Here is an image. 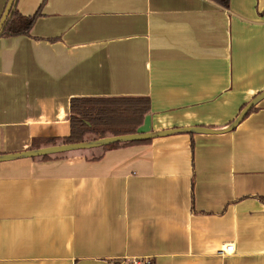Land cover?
Instances as JSON below:
<instances>
[{
  "label": "crops",
  "instance_id": "crops-1",
  "mask_svg": "<svg viewBox=\"0 0 264 264\" xmlns=\"http://www.w3.org/2000/svg\"><path fill=\"white\" fill-rule=\"evenodd\" d=\"M17 6L42 15L0 37V155L68 136L73 97H149L140 132L224 130L264 90V0ZM0 264H264V99L224 133L0 162Z\"/></svg>",
  "mask_w": 264,
  "mask_h": 264
},
{
  "label": "trees",
  "instance_id": "trees-1",
  "mask_svg": "<svg viewBox=\"0 0 264 264\" xmlns=\"http://www.w3.org/2000/svg\"><path fill=\"white\" fill-rule=\"evenodd\" d=\"M213 1L228 8L231 0ZM17 2L10 11V17L4 24L0 37H15L17 35L32 36V28L36 20L42 15V6L34 12V15H25L19 11ZM254 109L255 107L251 109V112ZM150 110L151 100L146 96L73 97L70 101L69 111L70 134L64 137L34 138L31 148L37 149V147L54 146L55 144H71L105 138L106 136L139 133V128ZM150 140L151 139L129 142L122 141V143L108 144L97 148L110 149ZM79 151L82 150H72L71 152ZM71 152L43 155L33 159L41 158L43 160H49L55 157L68 155Z\"/></svg>",
  "mask_w": 264,
  "mask_h": 264
},
{
  "label": "water",
  "instance_id": "water-1",
  "mask_svg": "<svg viewBox=\"0 0 264 264\" xmlns=\"http://www.w3.org/2000/svg\"><path fill=\"white\" fill-rule=\"evenodd\" d=\"M17 0H9L5 10L0 19V34L6 21L10 17V11L16 4ZM264 99V90L260 91L250 102H248L240 111L237 118L224 128V130H217L210 127H178L166 130H156L154 132H139L134 134H122L118 136H106L105 138L88 140L83 142H75L71 144H55L54 146L37 147V149H26L16 153H3L0 155V162L21 160L23 158H36L43 155H54L55 153L71 152L72 150H88L89 148L102 147L108 144L122 143L129 141H139L155 139L161 136H170L177 133H224L232 131L237 128L241 121L251 112V109Z\"/></svg>",
  "mask_w": 264,
  "mask_h": 264
},
{
  "label": "built area",
  "instance_id": "built-area-1",
  "mask_svg": "<svg viewBox=\"0 0 264 264\" xmlns=\"http://www.w3.org/2000/svg\"><path fill=\"white\" fill-rule=\"evenodd\" d=\"M236 248L233 244H227L225 250L223 251L224 253H233L235 252Z\"/></svg>",
  "mask_w": 264,
  "mask_h": 264
}]
</instances>
